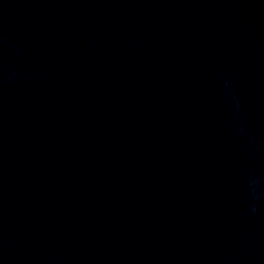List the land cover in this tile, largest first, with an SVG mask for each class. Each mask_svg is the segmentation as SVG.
I'll return each instance as SVG.
<instances>
[{
  "label": "water",
  "instance_id": "water-1",
  "mask_svg": "<svg viewBox=\"0 0 264 264\" xmlns=\"http://www.w3.org/2000/svg\"><path fill=\"white\" fill-rule=\"evenodd\" d=\"M0 264H264V0H0Z\"/></svg>",
  "mask_w": 264,
  "mask_h": 264
}]
</instances>
